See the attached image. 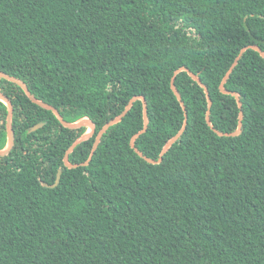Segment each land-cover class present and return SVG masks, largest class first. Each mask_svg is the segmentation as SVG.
Instances as JSON below:
<instances>
[{
  "label": "trees",
  "instance_id": "obj_1",
  "mask_svg": "<svg viewBox=\"0 0 264 264\" xmlns=\"http://www.w3.org/2000/svg\"><path fill=\"white\" fill-rule=\"evenodd\" d=\"M264 0H0V71L23 80L69 122L97 132L71 163L88 126L65 127L0 78L16 142L0 157V264H264ZM209 88L213 100L188 70ZM0 99V149L8 144ZM39 122H46L32 130ZM62 171L56 186L57 175Z\"/></svg>",
  "mask_w": 264,
  "mask_h": 264
},
{
  "label": "water",
  "instance_id": "obj_2",
  "mask_svg": "<svg viewBox=\"0 0 264 264\" xmlns=\"http://www.w3.org/2000/svg\"><path fill=\"white\" fill-rule=\"evenodd\" d=\"M255 49L257 51H259L261 53V55L264 57V51L256 44H253V45H249V46H246L244 47L240 54L237 56L236 60L234 61V63L232 64V66L230 67L229 71L227 72V74L225 75V77L223 78L222 82H221V85H220V89L222 92L224 93H228V94H232L234 95L237 100H238V103H239V107L241 108V111H240V116H239V124H238V129L234 132H221V131H217V133L221 136H236V135H239L243 129V120H244V111L242 110V107H243V103L241 101V98L239 96L238 93L234 92V91H230L228 89H226L225 87V84L226 82L228 81V79L230 78L232 72L234 71L235 67L237 66L239 60L242 58L243 54L248 50V49ZM185 70H188V68L186 67H181L179 68L178 70H176L175 72V75H177L178 73H180L181 71H185ZM189 71V70H188ZM189 74L192 76V78L194 80H196L200 85H202L205 90H206V93L208 95V102H209V109H208V113H207V121H208V124L212 126V118H211V108H212V105H213V100H212V97L210 95V91H209V88L208 86L195 74L193 73L192 71H189ZM0 78H5L7 80H10L12 82H15L17 83L18 85H20L23 90L25 91V93L29 96V98L31 99V101L41 107H44V108H47V109H50L52 110L55 115L58 117V119L62 122V124L71 129V130H75V129H78L80 127H83V126H88L90 127L92 130L90 133H88L87 135H83L81 136L79 139H77L70 147L69 149L67 150L65 156H64V162H65V165L69 168H77L79 166H85V165H89L90 161L92 160L93 158V155L95 154L104 134L113 126V125H116L118 123H120L124 117L129 113V111L131 110L132 106L134 105V103L138 100V99H141L144 103V128L138 132L137 134H135L132 139H131V146L133 148H135L136 152L141 156L143 157L144 159H146L148 162L150 163H160L162 160H163V156L165 155V153L167 152V150L184 134L186 128H187V125H188V110H187V107L184 103V101L182 100V96L179 92V90L177 89V87L175 86V83H174V78L172 79V88L175 92V94L177 95L178 99L181 101L182 105H183V108H184V111H185V123L182 127V129L167 143V145L165 146L164 150L162 151V154H161V157L159 159H152L148 156H146L138 147H136L135 145V142L136 140L140 137V135H142L143 133L147 132L148 128H149V112H148V102L146 100V98L144 96H135L133 97L129 103L127 104V106L125 107L124 111L116 116L115 118H113L112 120H110L108 123H106L97 133V136H96V139H95V142H94V145H93V149H92V152H91V155H90V158L89 160L85 161V162H82V163H71L70 162V155L71 153L74 151V149L82 142L88 140L89 138H91L96 132H97V127H96V124L88 117H85L77 122H69L65 119V117L61 114V112L56 108L54 107L53 105L37 98L33 93L32 91L30 90V88L28 87V85L23 81L21 80L20 78L14 76V75H11L7 72H4V71H0ZM0 99L3 100L7 106H8V115H7V129H8V144L7 146L4 148V149H0V157L1 156H6L8 155L12 149L14 148V145H15V142H16V137H15V131H14V105H13V102H12V99L10 98L9 95H7L6 93L0 91ZM46 122H39L38 124H36L32 130H38L40 129L41 127H43L45 125ZM61 175H62V171L60 170L58 172V175H57V180H56V183L53 185V186H56L58 184V182L60 181L61 179Z\"/></svg>",
  "mask_w": 264,
  "mask_h": 264
},
{
  "label": "rangeland",
  "instance_id": "obj_3",
  "mask_svg": "<svg viewBox=\"0 0 264 264\" xmlns=\"http://www.w3.org/2000/svg\"><path fill=\"white\" fill-rule=\"evenodd\" d=\"M91 128L90 127H88V130H87V132L85 133V135H87L88 133H90L91 132Z\"/></svg>",
  "mask_w": 264,
  "mask_h": 264
}]
</instances>
